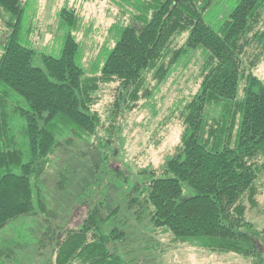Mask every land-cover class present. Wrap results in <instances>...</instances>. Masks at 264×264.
Wrapping results in <instances>:
<instances>
[{"label":"trees","instance_id":"trees-1","mask_svg":"<svg viewBox=\"0 0 264 264\" xmlns=\"http://www.w3.org/2000/svg\"><path fill=\"white\" fill-rule=\"evenodd\" d=\"M216 1L122 0L130 16L109 28L113 44L105 45L107 55L89 73L81 62L75 9L58 12L65 36L55 56L22 39L24 0H0L12 28L0 44V230L36 214L37 207L49 213L43 182L55 159L67 160L72 146L92 142L104 146L107 156L113 118L135 109L143 97L150 102L180 62L202 49V80L180 110V141L159 166L139 168L132 200L148 205L152 224L177 242L264 264V227L247 217L259 205L264 175V78L253 71L264 56V0H237L215 27ZM185 33L183 44L174 47ZM113 81L119 84L102 114L96 92L100 83ZM64 177L56 174L57 184ZM101 204L88 203L80 224L54 237L57 264H125L111 244L122 241L126 230L108 225L113 212L107 215Z\"/></svg>","mask_w":264,"mask_h":264},{"label":"rangeland","instance_id":"rangeland-1","mask_svg":"<svg viewBox=\"0 0 264 264\" xmlns=\"http://www.w3.org/2000/svg\"><path fill=\"white\" fill-rule=\"evenodd\" d=\"M236 2L216 1L211 10L215 27L224 21ZM24 6L22 39L38 51L55 56L60 55L65 36L64 29L58 26V12L63 7L75 9L80 21L75 34L81 44V62L89 73H94L107 55L109 49L105 45L113 44L109 28L130 16L123 13L122 0H24ZM4 17L0 10V44L12 30L6 26ZM186 36V33L178 36L174 47L181 46ZM203 61L202 49L191 51L160 84L150 102L143 97L135 109L113 118L115 130L107 156L104 146L92 142L72 146L66 153L72 156L67 160L64 155L57 157L43 182L49 213L37 207L36 214L20 216L3 227L0 259L8 264H57L54 237L60 238L66 227L79 225L88 206L102 201L104 212L107 215L113 212L108 225L117 223L126 230L122 241L116 239L111 244L114 251L125 256V264H254L251 256L175 241L172 232L152 224L148 205L132 200L135 192H130V185L139 168L149 164L159 166L180 141L183 129L180 110L200 86ZM253 71L264 78V56ZM148 79L151 85L155 84L151 74ZM118 84V81L100 83L95 108L102 114ZM243 84L244 79L240 90ZM65 163L69 165L64 166ZM56 174L58 178L65 175L63 183L57 184ZM259 182L264 188V175ZM247 217L264 227V194L259 197V205L248 210Z\"/></svg>","mask_w":264,"mask_h":264},{"label":"crops","instance_id":"crops-1","mask_svg":"<svg viewBox=\"0 0 264 264\" xmlns=\"http://www.w3.org/2000/svg\"><path fill=\"white\" fill-rule=\"evenodd\" d=\"M262 194H264V188H262V191L259 193V195H258V201H259V197L262 195Z\"/></svg>","mask_w":264,"mask_h":264}]
</instances>
